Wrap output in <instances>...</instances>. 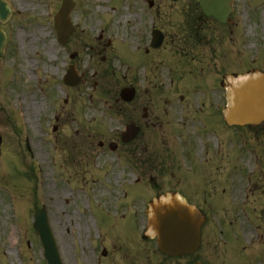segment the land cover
<instances>
[{
  "label": "rangeland",
  "instance_id": "374dc122",
  "mask_svg": "<svg viewBox=\"0 0 264 264\" xmlns=\"http://www.w3.org/2000/svg\"><path fill=\"white\" fill-rule=\"evenodd\" d=\"M6 1L13 9V14L6 23H0V27L8 34L5 54L0 58V105H4V110L7 109L9 98L12 107L19 110L29 102H34L35 106L34 126H29L24 117L23 124L21 115H14L15 136L11 122L0 118L1 122L6 123V126L0 129L5 138L4 146L0 147V264H47L40 238L33 228V216L35 217L43 206L48 210L64 264H184L188 259L168 258L159 251L157 245L153 244L155 232H149L151 227H146V242L142 238V219L137 212L141 205L144 209L143 204L150 198L155 199L154 195H157V187H154L155 191L148 188L150 184L155 183V177L152 181L151 176H157L156 166L152 163L145 165L143 161H137L136 164L133 159L134 166H142V170L136 168V172L129 169V166L133 165L132 158H118L115 154H110L109 157L99 146V140L107 137L109 128L116 129L124 118L111 110L109 114L107 83L96 86L93 83L95 80L101 82L103 67L107 65L103 61L106 55V41L111 38L113 48L116 49L122 48L125 43H131L127 48H122L121 53L133 64L137 62L135 59L147 61L144 49L135 47L141 43V30L155 21L147 2L109 0L98 10L100 5L95 0H75L77 4L71 18L77 31L70 37L68 44L62 45L54 26V16L59 11L62 0ZM27 3L33 6L27 9ZM167 5L165 0H161L162 9L157 22H174L173 18H167L171 11L164 7ZM262 10L264 12V6L253 11L256 21L247 13L242 16V23L247 27L251 45L257 46L256 41L260 43V48L255 54H252L241 28L234 29L233 32L228 31L225 60L216 50V63L225 62L226 73H242L264 67ZM41 30H44L45 36L40 34ZM100 36L103 37L102 41H99ZM83 38L95 39L100 48L95 46L93 52H87L84 51L87 46H82L84 52L80 59L71 60L70 54L78 50V43ZM50 47L52 52H49ZM200 53L206 55L203 59L207 63L210 52L206 50ZM255 59L258 61L254 62ZM112 61L117 66L121 65L120 71L127 67L118 59L116 62L115 59ZM70 62L78 63L82 69H88V76H94L79 87L67 88L63 83V75L67 63ZM130 68L132 71L136 69L131 64ZM166 72L163 69L164 78ZM204 73L212 74L206 71ZM113 76L116 77L117 74ZM235 79L232 74L227 75V106L230 105L229 92L230 87L235 85ZM191 99L194 103L199 100L192 94ZM2 117L11 119V110H5ZM88 118H92L91 122ZM216 119L219 120V117ZM208 128L200 138L204 141L212 140V147L219 148L217 137H221L220 125ZM26 130L32 136L28 139L31 151L24 144L28 137ZM173 131L172 129L163 133ZM239 131L245 139L252 138L249 129ZM225 133L226 152L221 153L226 159L221 166L216 162L218 170H212L207 180L204 175L202 179H196L195 174L192 180L187 177V182L194 184V191L189 192L193 202V196L197 194L196 188H206L210 196L218 194L217 197L230 199L223 193L224 189L227 195L235 193L234 197L239 194L242 183H245L239 166L235 167L232 163L229 164V161L235 160L232 156L234 148L238 149L240 154V150L245 149L244 146L250 147L253 143L247 141V145L239 149L238 145L244 143L239 139L236 143L231 140L234 130L227 129ZM170 146L172 150H179L177 146ZM181 147L187 151L185 145ZM263 151L262 146L256 153L262 155ZM243 160L242 164L253 172L255 168L251 158L248 160L243 157ZM254 175L255 179L258 178L257 183L263 182L264 168L260 172L255 170ZM137 180L141 184L133 183ZM200 181L205 185H197ZM171 182L176 184L177 181L172 178ZM174 184L162 185L163 188H159V191L163 192L168 187H181L184 183L180 181L177 185ZM183 186L187 188L190 185ZM263 188V185H256V195H262L260 190ZM262 197L264 198L263 195ZM207 205L212 207L213 220L203 230L202 248L187 262L202 259L217 264H231L229 258L221 255V249L212 251V247L207 248L210 245H221L218 224L223 223L220 217L224 212L223 207L227 205L215 206L212 198H208ZM147 220L148 217L144 224ZM104 249L107 255H104ZM245 254L249 256V252Z\"/></svg>",
  "mask_w": 264,
  "mask_h": 264
},
{
  "label": "flooded vegetation",
  "instance_id": "af4514ba",
  "mask_svg": "<svg viewBox=\"0 0 264 264\" xmlns=\"http://www.w3.org/2000/svg\"><path fill=\"white\" fill-rule=\"evenodd\" d=\"M150 2L153 3V6H150L151 9L158 11L161 8L160 5L157 4V0H150L149 4ZM184 2H186V5L174 7L176 8L175 15L182 20V22L176 23V27L179 29L195 30V34L197 36H200L202 33L203 38H198V40L199 42L205 41L206 44L193 43L194 38L190 34H186L185 37L180 38V43L176 42L174 44H168L166 35L165 44H163L161 48H146V56L150 59L149 67L146 66L144 73L141 75L139 80L140 87L138 88L140 100L138 104H134L132 108L129 107L130 103L122 102L118 97L122 86L119 83H110V44L108 47V105L110 109L118 107L119 110L126 113L127 116L124 120H122L119 127L115 130L110 129L108 139L106 141H101L100 147H106L109 156L110 152H113V154L117 153L119 156L122 154L124 156H132L137 160L149 158L150 162L155 163L158 171L157 178L160 180L161 185H170V180L172 178L176 179L177 183L180 181L182 182V180H187V177L192 176L194 173H202L207 180V177H210L212 170L214 172L218 170L216 162H219L221 166L224 159H226L225 155H223L221 151L211 157L210 150L199 153L182 151L184 149H168V134L163 137V131H166L164 130V119L161 116L164 110L163 108H165V106H163L164 90L162 87V74L158 73L160 67L158 62L162 61L163 56H167V58L177 62L193 61L194 58H199L201 56L199 52L203 50V45L210 46V43H212L211 40L215 41V39L207 37L210 28H224L229 24L235 25L232 17L233 13L229 17L228 24H222L213 16L205 15L199 6V3L195 0H178L176 3ZM234 2L235 1H233V12L235 13L236 4ZM185 19H188V21L185 22ZM177 33L179 32H175L174 35ZM142 36L144 42L149 41V33L147 30L145 33H142ZM219 43H221V38L219 39ZM162 50H165L166 53L164 54L163 52H160ZM188 67L189 66H187V69ZM185 68L186 67H184L183 64H174V66L172 65L169 74L172 73V76H178L180 71L185 72L187 70ZM201 70H203V67H201ZM123 78L128 82V86H135V82L130 80L132 75L125 73ZM216 84V79H210L208 82V86H216ZM219 85L220 87L218 90L213 89L214 104L218 109H220V105L225 106V101L222 100L223 95L221 93L222 89H225V81H219ZM170 89H172L174 93L179 92L182 99H185L189 93V90L185 87V85H181L179 83L176 84L174 79H172L170 86L167 87L166 92ZM110 94H112V100L114 101L110 102ZM202 104L206 105L205 102ZM190 106L191 103L189 102L183 105L181 113L184 114V110L188 113ZM172 120H174V124L167 125H174V131L177 132L189 125L190 118L175 117ZM128 124L138 125L140 127V132L135 140L125 143L121 139V134L122 130ZM221 125H225V122L222 119ZM158 141L159 143H157ZM148 146H158L159 149H153L154 151L150 150L148 152ZM262 158L261 162L264 163V157ZM259 162L260 159L256 158L257 165ZM184 173H186V175H184ZM153 179L154 177L151 176V180ZM262 185H264V182H262ZM240 198H243L242 194L240 195ZM238 224V227L240 228H236L234 230L232 227L231 229L235 233L234 238L229 230L221 231V248L223 257L229 258V262L231 264H264V215H248L245 220L239 221ZM241 242L244 244H251L253 246L254 252L250 261L239 255V247L242 245Z\"/></svg>",
  "mask_w": 264,
  "mask_h": 264
},
{
  "label": "water",
  "instance_id": "95a60500",
  "mask_svg": "<svg viewBox=\"0 0 264 264\" xmlns=\"http://www.w3.org/2000/svg\"><path fill=\"white\" fill-rule=\"evenodd\" d=\"M202 6L209 7V0H200ZM72 4L65 3L57 17V29L72 30L68 14ZM10 12L3 0H0V20H6ZM65 26V27H64ZM64 27V28H63ZM63 28V29H62ZM5 37L0 31V55L3 54ZM79 77L73 70L69 71L67 82L77 84ZM235 105L230 109V123H258L264 120V77L248 82L243 88L235 90ZM200 218L198 214L183 206L177 208L163 207L156 211V229L159 233L160 248L171 254L190 253L195 250L200 241ZM36 227L41 235L49 264H61L54 239L51 235L46 216L37 217Z\"/></svg>",
  "mask_w": 264,
  "mask_h": 264
},
{
  "label": "bare ground",
  "instance_id": "6f19581e",
  "mask_svg": "<svg viewBox=\"0 0 264 264\" xmlns=\"http://www.w3.org/2000/svg\"><path fill=\"white\" fill-rule=\"evenodd\" d=\"M38 1H41V0H38ZM99 3H100V6H99V10L101 9V6L103 5L102 3H104V2H107L108 0H97ZM31 6H33V4H28L27 3V9L29 8V7H31ZM40 34H42V35H44L45 34V32H44V30H41L40 31ZM45 36V35H44ZM53 51V49L50 47V50H49V52H52ZM30 62V61H29ZM30 64H32V63H30ZM32 66L34 67L35 66V64H32ZM240 80H236V82H239ZM30 107H32V105H30ZM32 114H33V112H31V111H29V110H26V108H25V116H26V119L28 120V121H30V122H32L33 121V116H32ZM49 193H50V191H49ZM166 208V210H167V207H165Z\"/></svg>",
  "mask_w": 264,
  "mask_h": 264
}]
</instances>
